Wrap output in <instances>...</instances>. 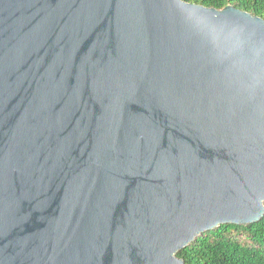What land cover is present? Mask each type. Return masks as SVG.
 <instances>
[{"label": "water", "instance_id": "obj_1", "mask_svg": "<svg viewBox=\"0 0 264 264\" xmlns=\"http://www.w3.org/2000/svg\"><path fill=\"white\" fill-rule=\"evenodd\" d=\"M263 214V18L0 0V264H185Z\"/></svg>", "mask_w": 264, "mask_h": 264}, {"label": "trees", "instance_id": "obj_2", "mask_svg": "<svg viewBox=\"0 0 264 264\" xmlns=\"http://www.w3.org/2000/svg\"><path fill=\"white\" fill-rule=\"evenodd\" d=\"M217 9L232 5L264 19V0H184ZM185 264H264V214L251 224L226 223L177 252Z\"/></svg>", "mask_w": 264, "mask_h": 264}]
</instances>
